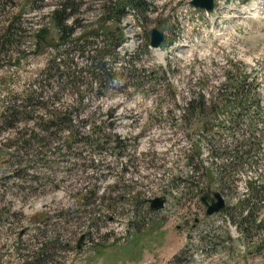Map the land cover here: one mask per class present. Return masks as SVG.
Wrapping results in <instances>:
<instances>
[{
  "label": "rangeland",
  "instance_id": "1",
  "mask_svg": "<svg viewBox=\"0 0 264 264\" xmlns=\"http://www.w3.org/2000/svg\"><path fill=\"white\" fill-rule=\"evenodd\" d=\"M111 1L0 0V264H264V228L246 237L236 224L251 184H264V0H227L215 23L185 16L191 0H145L144 25L131 7L109 24ZM65 2L72 39L99 33L84 54L55 48ZM10 25L22 33L4 49ZM152 29L167 35L157 55ZM109 32L127 42L101 58ZM200 95L203 112L185 116ZM57 111L76 136L43 142ZM207 189L227 215L206 216ZM162 196L166 209L152 213L146 201Z\"/></svg>",
  "mask_w": 264,
  "mask_h": 264
},
{
  "label": "trees",
  "instance_id": "2",
  "mask_svg": "<svg viewBox=\"0 0 264 264\" xmlns=\"http://www.w3.org/2000/svg\"><path fill=\"white\" fill-rule=\"evenodd\" d=\"M69 7H70L69 3L65 2L63 5L61 4L62 9L57 8V10H55L53 15H52L54 20H55V23H57L56 28L58 29V31L60 33V43L55 48H57V49H59V48L63 49L64 48V49H66L65 50L66 53L71 55V52H73V50H71L70 48H75V46H76L84 54L86 52V44L88 42L85 44H83L82 42H85L89 38V36L92 34L99 36V33L94 32V33H90V34H84L79 39H72V36L75 34L76 29L74 26L70 27L69 25H65V22L67 20L68 15H69L68 14ZM127 7L134 8L139 13L144 14L147 12L149 5L145 0H112L111 3H109V6L107 7V13H108V15L106 17L107 21L114 20L116 22H120L121 18L125 14V10ZM21 33H22L21 27H19L18 25H10L6 29L5 34H4V41L2 43L3 48L5 49L6 47L13 44L15 39L18 38ZM106 37H107L106 40H107V48L108 49L107 50H101V52H98V56H100L101 58H103L104 55L112 56V55L116 54L115 51L120 46H122L124 42H126L124 34L118 33V36H117L116 33L113 34V33L109 32V33H107ZM81 44H83V45H81ZM74 50H77V49H74ZM115 56L117 57L118 55H115ZM55 62H56V60L54 62H52L53 64L50 63L48 68L44 71L45 76L48 77L51 74V72L54 70V68L56 67ZM60 67H61V64H57V70H60L59 69ZM101 70H103V72L107 76V80H111V79L115 78L113 73H110V71L106 68V65L103 62L101 64ZM49 77H51V76H49ZM235 93H237V91H235ZM41 97H43V94H40V98ZM42 105H44V107H45L46 104L42 103ZM204 108H205V99L203 96L200 95L197 100L191 101L188 104L187 109L184 110V115L189 116V115H196L198 112L202 113ZM8 111L10 112L9 113L10 115H8V117L4 118V123H5V125H8L7 126L8 128H13L15 126V121L11 118H13L15 116V114L18 113V111L16 109V106L9 108ZM200 111H202V112H200ZM232 117L235 120H237V118L240 117V114H238V115L233 114ZM72 122H73V120L71 118L70 113L62 112V111L54 112L53 118L51 119V121H47V122L42 121V123L40 125L42 128V133H43L42 141L45 142L46 139L52 138L54 135L58 136V134L63 133L65 131H67L69 133V135L72 136V138L75 137L76 136L74 133L75 127L72 124ZM223 125L226 126L225 124H223ZM231 126H235L234 123ZM205 131H206V133L210 132L207 130H205ZM211 132L214 133V127L212 128ZM249 132H251V131L249 130ZM251 135H255V133L252 132ZM116 141L120 142V139L117 138ZM235 146L239 148V146L245 147L246 145L244 146V145H242V143H239V145L237 144ZM237 151H239V150L237 149L235 152H233V154L235 155V159L233 162H236V163L242 161V160L238 159L240 157H239V154ZM248 153H251L250 149H249ZM190 158L193 161V158L192 157H190ZM227 160H228V165H231V164H229V159H227ZM226 167H227V165L225 166V168ZM251 190H252V194H251V196L249 195V197H251V198L248 199L247 201H243L242 203H240L241 218L239 219L238 223H236V224H238L237 226H240L241 233L246 237L251 235L254 227H257L259 229L264 228V221L259 222V216H258L259 210L261 209L260 201L263 202V200H264V184L263 185H257L255 183H253V184H251ZM254 199H258V203L253 204V206H250L251 200H254ZM246 211H248L247 215H245ZM228 213H229V209L226 212V215Z\"/></svg>",
  "mask_w": 264,
  "mask_h": 264
},
{
  "label": "water",
  "instance_id": "3",
  "mask_svg": "<svg viewBox=\"0 0 264 264\" xmlns=\"http://www.w3.org/2000/svg\"><path fill=\"white\" fill-rule=\"evenodd\" d=\"M215 1L216 0H192L191 5L196 9L213 12L215 9ZM48 35V30H42L37 35V37L39 40H41ZM149 38L151 41V48L153 49H160L166 43L165 34L158 29H152L149 32ZM166 201L167 199L165 197H158L147 201V203L149 204L150 210L154 213H157L165 208ZM201 201L207 207V216H213L215 214L224 212L227 207L224 196L219 192L207 193L204 197L201 198ZM83 240L84 239H82L81 242Z\"/></svg>",
  "mask_w": 264,
  "mask_h": 264
},
{
  "label": "built area",
  "instance_id": "4",
  "mask_svg": "<svg viewBox=\"0 0 264 264\" xmlns=\"http://www.w3.org/2000/svg\"><path fill=\"white\" fill-rule=\"evenodd\" d=\"M184 13H185V16H193L192 14H190V10L189 9H186L185 11H184ZM207 16L209 17V14H207ZM193 17H196V18H198V20H200V18L199 17H201L200 15H199V17L196 15V16H193Z\"/></svg>",
  "mask_w": 264,
  "mask_h": 264
},
{
  "label": "bare ground",
  "instance_id": "5",
  "mask_svg": "<svg viewBox=\"0 0 264 264\" xmlns=\"http://www.w3.org/2000/svg\"><path fill=\"white\" fill-rule=\"evenodd\" d=\"M251 15V12L249 13ZM249 19H258V17L254 14L251 18ZM157 52V51H156Z\"/></svg>",
  "mask_w": 264,
  "mask_h": 264
},
{
  "label": "flooded vegetation",
  "instance_id": "6",
  "mask_svg": "<svg viewBox=\"0 0 264 264\" xmlns=\"http://www.w3.org/2000/svg\"><path fill=\"white\" fill-rule=\"evenodd\" d=\"M7 1H9V0H6V2H7ZM56 25H57V23H56ZM37 47H38V48L41 47V46H40V43H37Z\"/></svg>",
  "mask_w": 264,
  "mask_h": 264
}]
</instances>
